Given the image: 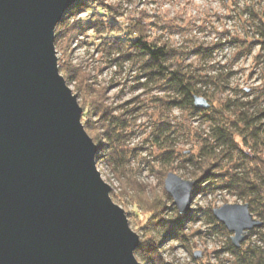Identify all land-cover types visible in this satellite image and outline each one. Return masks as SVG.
Instances as JSON below:
<instances>
[{"label": "rangeland", "instance_id": "rangeland-1", "mask_svg": "<svg viewBox=\"0 0 264 264\" xmlns=\"http://www.w3.org/2000/svg\"><path fill=\"white\" fill-rule=\"evenodd\" d=\"M84 2L91 5L70 14V23L100 16L121 28L112 32L121 38H125L128 29L137 35L136 25L147 27L151 41L167 43L174 50L173 64L209 77V85L199 86L208 92L210 106L197 112L172 102L177 94L166 88L164 82L148 80L142 73L141 61L120 58L110 62L104 50V38L93 29L78 33L66 52L56 45L60 72L78 95L83 115L90 108L89 96L75 79H68V67L82 71L93 91L103 93V104L128 124L120 133L130 150L127 173L117 175L104 161L98 168L102 178L112 187V199L125 209L130 226L143 240L146 232L142 227L148 224L150 212L134 202V191L128 188L130 184L127 185L132 183L129 178L144 186L143 193L149 201L163 194L169 196L165 201L167 217L182 215L165 189V179L169 172L184 179H199L202 170L187 160L211 137L209 115L223 111L224 116L234 119L236 115L231 114L235 105L245 103L246 107L250 102H253V107L250 106L253 116L260 113L258 109L264 111V36L261 29L262 25L264 27V0ZM113 55L119 56L118 53ZM258 120L263 121V115ZM102 132L103 129L95 128L92 133L101 135ZM166 149L174 150L173 165L167 166L161 160ZM210 171L223 172L219 167ZM200 186L193 194L191 208L183 213L186 217L179 230L182 233L178 234H183L181 238L155 233L162 240L164 264H240L239 256L229 248L233 233L213 213L211 217L210 212L225 203L248 201L230 191L223 180L216 177L214 182L204 181ZM251 212L261 219L255 211ZM254 229L256 232L251 233ZM261 229L262 226L249 230L236 248L264 247L258 231ZM196 252L200 255L195 256ZM138 260L142 264H155L151 259Z\"/></svg>", "mask_w": 264, "mask_h": 264}, {"label": "water", "instance_id": "water-1", "mask_svg": "<svg viewBox=\"0 0 264 264\" xmlns=\"http://www.w3.org/2000/svg\"><path fill=\"white\" fill-rule=\"evenodd\" d=\"M77 1L0 0V264H142L140 234L111 197L78 95L60 72L56 26ZM194 103L210 106L202 95ZM197 183L168 173L181 214ZM213 213L235 247L263 225L247 202Z\"/></svg>", "mask_w": 264, "mask_h": 264}, {"label": "trees", "instance_id": "trees-1", "mask_svg": "<svg viewBox=\"0 0 264 264\" xmlns=\"http://www.w3.org/2000/svg\"><path fill=\"white\" fill-rule=\"evenodd\" d=\"M90 5L84 0H78L57 24L55 43L59 49L66 52L72 39L78 33L86 29H93L104 38V50L107 52L110 62L120 58H123L122 61L129 59L141 61L142 73L148 80L164 82L166 88L172 89L177 94V98L172 102L180 104L183 108L190 107L197 112L203 110L195 105L194 95H202L208 99V92L199 86V84L209 85L208 76L201 72L191 73L183 66L173 64V59L176 56L174 50L167 43L162 45L151 41L147 27L136 25L137 35L134 36L133 30L128 29L125 38H121L118 35H112L113 31L121 28L116 23L100 16L86 21L78 19L70 23V19H68L70 14ZM99 13L101 14V12ZM261 29L264 36L263 25ZM114 53H118L119 56H114ZM68 69V79H75L89 96L87 101L90 108L86 109L82 119L87 132L97 144L98 164L104 161L117 175L126 174L127 157L130 150L124 145L120 133L128 124L103 104V93L99 90L93 91L92 85L82 71L71 67ZM247 104L249 105L246 107L245 103L235 105L231 114L236 115L234 119L224 116L223 111L218 114L211 113L212 115H209L210 118H208L212 123L211 137L204 140L198 152L193 153L187 161L202 170L199 179H196L199 184L194 188L193 194L198 192L201 187L200 183L204 181H209L210 184L215 181V177L223 180L230 191L238 193L248 201L250 209L255 211L263 221L262 229L258 231L264 242V120H258L261 115L264 117V111L258 109L260 113L253 116L250 112L253 102ZM220 114L222 117L219 116ZM94 117L98 118L97 122L93 120ZM95 128L103 129L102 134L94 135L92 132ZM172 151L174 150L166 149L160 156L167 166L173 165L172 162L176 159ZM216 167H219L223 172L210 171L211 168ZM129 179L132 183L127 185L130 184L131 186L128 188L134 191V202L141 208H147L150 212L148 224L142 227L146 232L145 238L140 241L135 254L138 259L143 261L151 259L153 262L155 261V264H164V258L161 255L162 240H159L155 233L171 234L181 238L183 234H178L181 232L179 230L182 229L186 216L178 214L175 217H167L165 201L169 196L165 197L163 194L149 201L143 193L144 186L134 178ZM212 213L211 210V217H213ZM255 230L251 233L256 232ZM229 248L239 256L240 264H264L263 246H249L240 250L230 243Z\"/></svg>", "mask_w": 264, "mask_h": 264}]
</instances>
